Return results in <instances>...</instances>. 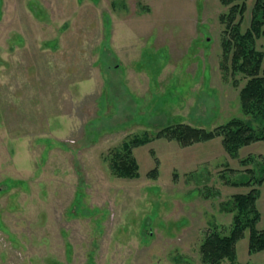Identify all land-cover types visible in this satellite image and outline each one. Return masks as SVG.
<instances>
[{
  "label": "rangeland",
  "instance_id": "374dc122",
  "mask_svg": "<svg viewBox=\"0 0 264 264\" xmlns=\"http://www.w3.org/2000/svg\"><path fill=\"white\" fill-rule=\"evenodd\" d=\"M229 9L221 0H0V264H201L206 235L232 227L224 206L251 190L226 185L224 174L239 184L252 175L222 138L137 148L139 179H119L110 165L146 132L251 120L240 103L247 80L220 67ZM257 46L264 52V37ZM248 156L261 161V179L264 142L242 148ZM237 253V264H264V252L249 253V231Z\"/></svg>",
  "mask_w": 264,
  "mask_h": 264
},
{
  "label": "trees",
  "instance_id": "16d2710c",
  "mask_svg": "<svg viewBox=\"0 0 264 264\" xmlns=\"http://www.w3.org/2000/svg\"><path fill=\"white\" fill-rule=\"evenodd\" d=\"M221 2L224 6H230V9L221 16L225 31L222 34L223 53L220 67L223 72H234V75L240 73L244 76L243 79L247 80L240 92V103L243 115L251 117V120L246 121L236 117L214 130L181 123L166 127L154 136L146 132L143 136H135L125 141L122 148L114 154L110 165L113 174L119 179H139L140 167L134 155V150L137 148L161 139L189 147L222 138L228 155L232 159L240 160L244 174L252 175L251 179L239 184L237 181L230 182L224 174L226 185L250 187L251 190L246 194L233 196L232 200L227 202V207L224 206L226 211L235 212L232 227L228 233L216 229L206 235L200 251L201 264H223L224 261L237 264V245L245 238L247 231H249V253L264 252V230L258 229L261 214L257 208L261 194L259 187L263 185L264 177L261 179L256 177L258 180L253 181L255 168L261 161L254 156L244 159L239 157L242 148L264 142V73L262 72L264 52L257 46V41L264 37V0H256L251 25L245 32L242 30V25L247 11V0H221ZM234 81L236 83L235 79ZM224 171L236 173L240 170L227 167ZM262 172L264 173L263 165L260 167V173ZM149 176L157 179L158 166ZM232 203L233 208H228V204Z\"/></svg>",
  "mask_w": 264,
  "mask_h": 264
}]
</instances>
